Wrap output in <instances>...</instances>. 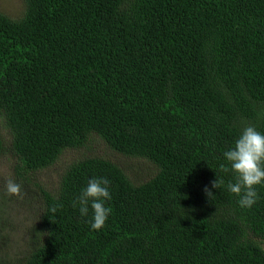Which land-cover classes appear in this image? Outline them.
<instances>
[{"label": "trees", "instance_id": "1", "mask_svg": "<svg viewBox=\"0 0 264 264\" xmlns=\"http://www.w3.org/2000/svg\"><path fill=\"white\" fill-rule=\"evenodd\" d=\"M22 1V18L0 13V117L18 179L91 135L156 168L136 183L88 157L55 193L35 182L44 238L25 264H264V184L240 207L223 156L245 127L264 133V0ZM97 177L112 197L98 231L72 206Z\"/></svg>", "mask_w": 264, "mask_h": 264}, {"label": "rangeland", "instance_id": "2", "mask_svg": "<svg viewBox=\"0 0 264 264\" xmlns=\"http://www.w3.org/2000/svg\"><path fill=\"white\" fill-rule=\"evenodd\" d=\"M0 13L18 20L25 13L22 0H0ZM0 135L5 152L0 155V264H25L36 244L43 243L39 224L41 213L40 189L55 193L68 166L88 157L110 160L123 168L136 183L146 182L156 173V168L142 159H130L112 151L99 137L91 135L84 148L70 149L63 153L50 168L30 175V181H21L16 173V158L10 152L11 132L0 117ZM12 179L22 184L26 193L23 199L9 196L6 182ZM264 248V240L261 241Z\"/></svg>", "mask_w": 264, "mask_h": 264}, {"label": "clouds", "instance_id": "3", "mask_svg": "<svg viewBox=\"0 0 264 264\" xmlns=\"http://www.w3.org/2000/svg\"><path fill=\"white\" fill-rule=\"evenodd\" d=\"M223 156L235 173V181L227 184L228 191L238 197L240 207L251 208L259 199L256 186L264 184V133L253 126L245 127L234 147L225 151ZM221 167L223 171H229L227 167ZM223 183L216 179L212 187L217 189ZM109 185L110 181L106 177L89 179L87 186L73 201L72 206L78 207L81 216H88L91 209L92 218L89 223L93 230L103 228L112 213V208L106 206V201L112 198ZM5 189L9 196L23 199L26 195L22 184L12 179L6 182ZM205 192L208 196L212 195L207 188ZM60 207L62 205L53 206L50 211L55 213Z\"/></svg>", "mask_w": 264, "mask_h": 264}]
</instances>
